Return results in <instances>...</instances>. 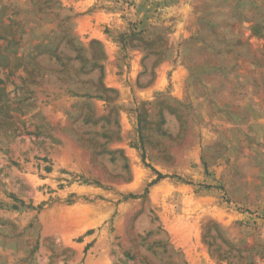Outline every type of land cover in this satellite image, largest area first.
<instances>
[{"label": "rangeland", "instance_id": "rangeland-1", "mask_svg": "<svg viewBox=\"0 0 264 264\" xmlns=\"http://www.w3.org/2000/svg\"><path fill=\"white\" fill-rule=\"evenodd\" d=\"M0 264H264V0H0Z\"/></svg>", "mask_w": 264, "mask_h": 264}, {"label": "trees", "instance_id": "trees-1", "mask_svg": "<svg viewBox=\"0 0 264 264\" xmlns=\"http://www.w3.org/2000/svg\"><path fill=\"white\" fill-rule=\"evenodd\" d=\"M8 37H9V38L7 39V38L4 36V38L7 39V43H12V42L17 43V42H18V41L15 39V34H14V33H11L10 36H8ZM23 56H24V54H22L21 57H19V60H23ZM7 59H9L8 56H6V60H7ZM6 64L8 65V62H7ZM26 72H28V71H26ZM154 170H155V169H154ZM156 173H157V178L155 179V181H159V180H161V179H163V178L169 176V175L163 174V173H161V172H159V171H156ZM126 197H136V195H131V194H130V195L126 196Z\"/></svg>", "mask_w": 264, "mask_h": 264}]
</instances>
